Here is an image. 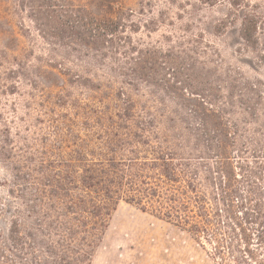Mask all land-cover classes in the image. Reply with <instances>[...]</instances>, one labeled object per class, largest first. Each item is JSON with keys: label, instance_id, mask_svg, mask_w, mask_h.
Listing matches in <instances>:
<instances>
[{"label": "trees", "instance_id": "obj_1", "mask_svg": "<svg viewBox=\"0 0 264 264\" xmlns=\"http://www.w3.org/2000/svg\"><path fill=\"white\" fill-rule=\"evenodd\" d=\"M229 2L242 14L241 37L254 43L263 15ZM133 15L121 0H0V62L17 61L14 73L31 67L13 53L24 30L32 36L29 20L49 45L93 65L128 57L127 83L143 81L164 95L141 104L131 88L76 75L65 57L33 65L36 89L50 88L55 98L46 110L64 107L61 99L75 111L65 120L55 112L54 141L43 136L39 146L17 130L16 147L8 126L0 134V152L12 163L7 192L24 210L15 215L32 222L24 249L33 264H90L124 201L187 232L215 264H264V86L245 77L223 84L200 61L136 46ZM159 58L169 63L161 73ZM73 83L84 89L79 99ZM12 222L11 240L22 239L23 224Z\"/></svg>", "mask_w": 264, "mask_h": 264}, {"label": "rangeland", "instance_id": "obj_2", "mask_svg": "<svg viewBox=\"0 0 264 264\" xmlns=\"http://www.w3.org/2000/svg\"><path fill=\"white\" fill-rule=\"evenodd\" d=\"M121 1L134 11L129 19L138 26H134L136 31L129 33L136 46L153 45L165 54L177 56L184 64L200 61V65H204L208 71L216 72L223 84L230 79L245 77L264 86V60L261 58L264 52V20L259 29V39L247 43L240 34L242 14L237 13L229 0ZM236 2L239 6H253L251 9L264 17V0ZM26 28L31 30L32 36L24 30V35H20L22 46L19 50L16 47L13 53L18 58H25L24 63L30 62L31 67L19 68L21 72L14 73L10 69L16 68L17 61L5 63L4 66L0 62V134L8 126L12 138L16 139L15 133L19 131L25 136L21 141L39 146L43 136L54 141V123L50 118L55 112L58 120H65L67 113L73 115L75 109L65 106L67 101L61 99L58 102H64V107L54 104L55 109L49 111L43 106L46 100L55 99L51 98L50 88H39L44 90L42 93L36 89L39 86L33 83L38 80L33 65H39L43 58H68L70 62L67 66L76 75L90 76L103 84L113 81L115 88H131L134 98L141 104L164 97L160 89L146 82L127 83L129 74H132L128 57L122 55L115 63L108 58L101 65H93L90 57L49 45L29 20L26 21ZM158 60L162 66H158L156 71L161 73L169 63L163 64L165 59ZM73 85V97L79 99V93L84 89L75 83ZM58 112L61 114L58 115ZM16 140V147L22 145L18 138ZM3 152H0V264H33L34 258L24 249L23 239L26 237V227L32 222L26 214L15 215L18 209L24 210L19 204L20 200L7 192L12 186V163L4 155L9 152ZM13 219L23 224L20 240L10 238V229L14 228ZM90 264H215V261L207 249L187 232L121 201Z\"/></svg>", "mask_w": 264, "mask_h": 264}]
</instances>
